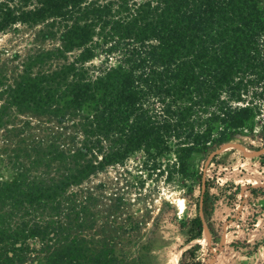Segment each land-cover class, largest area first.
<instances>
[{
    "label": "trees",
    "instance_id": "obj_1",
    "mask_svg": "<svg viewBox=\"0 0 264 264\" xmlns=\"http://www.w3.org/2000/svg\"><path fill=\"white\" fill-rule=\"evenodd\" d=\"M262 2L0 0V34L40 25V40L56 42L0 66V264H125L93 245L94 200L71 188L137 152L168 160L166 179H199L195 158L223 165V146L253 137L248 122L264 110ZM262 140L244 146L264 150ZM209 189L206 179L181 225L186 245L209 226Z\"/></svg>",
    "mask_w": 264,
    "mask_h": 264
},
{
    "label": "rangeland",
    "instance_id": "obj_2",
    "mask_svg": "<svg viewBox=\"0 0 264 264\" xmlns=\"http://www.w3.org/2000/svg\"><path fill=\"white\" fill-rule=\"evenodd\" d=\"M40 29V25H16L0 34V66L56 46L55 41L40 40ZM101 60L98 56L92 64L100 65ZM18 120L45 121L28 116ZM248 126L253 137L244 136L241 143L220 149L232 150L223 165H212L210 157L194 159L199 179H166L168 160L154 165L137 152L71 188L80 195L91 194L94 200L91 212L96 225L88 231L93 245L104 242L124 256L125 264H264V163L260 159L264 150L244 146H262L264 110ZM0 176L6 178L8 171L0 167ZM206 179L213 202L209 226L204 222L199 243L188 246L180 236L181 225L195 215L194 203L200 201ZM196 244L198 248L185 252Z\"/></svg>",
    "mask_w": 264,
    "mask_h": 264
},
{
    "label": "bare ground",
    "instance_id": "obj_3",
    "mask_svg": "<svg viewBox=\"0 0 264 264\" xmlns=\"http://www.w3.org/2000/svg\"><path fill=\"white\" fill-rule=\"evenodd\" d=\"M205 235H206V234H205ZM199 241H200V239H197V240H193V241L190 242V243H191V244H192V243H199ZM190 243H189V244H190ZM187 245H188V244H187ZM188 246H189V245H188Z\"/></svg>",
    "mask_w": 264,
    "mask_h": 264
}]
</instances>
